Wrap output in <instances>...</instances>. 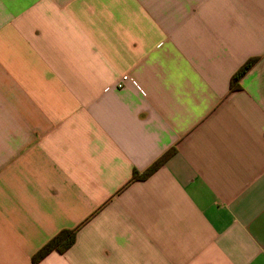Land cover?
I'll list each match as a JSON object with an SVG mask.
<instances>
[{
	"label": "crops",
	"instance_id": "1",
	"mask_svg": "<svg viewBox=\"0 0 264 264\" xmlns=\"http://www.w3.org/2000/svg\"><path fill=\"white\" fill-rule=\"evenodd\" d=\"M75 228L37 264H264V0H0V264Z\"/></svg>",
	"mask_w": 264,
	"mask_h": 264
},
{
	"label": "trees",
	"instance_id": "2",
	"mask_svg": "<svg viewBox=\"0 0 264 264\" xmlns=\"http://www.w3.org/2000/svg\"><path fill=\"white\" fill-rule=\"evenodd\" d=\"M258 59L254 58L245 63L238 72L234 75L231 88L239 89L240 80L251 70V68L257 63ZM176 152L175 149L170 150L166 154H164L159 160L153 163L146 171L143 173H139L138 171L133 172V180H145L153 175L160 167H162L167 160ZM79 228L75 229H65L60 231L57 235H55L41 250H39L33 256V264H37L40 262L45 256L53 251H57L60 254H64L67 252L77 240V233Z\"/></svg>",
	"mask_w": 264,
	"mask_h": 264
},
{
	"label": "built area",
	"instance_id": "3",
	"mask_svg": "<svg viewBox=\"0 0 264 264\" xmlns=\"http://www.w3.org/2000/svg\"><path fill=\"white\" fill-rule=\"evenodd\" d=\"M127 80H129L128 77H127V76H124V77L122 78L121 84H119V87H122V86H123V82H125V81H127Z\"/></svg>",
	"mask_w": 264,
	"mask_h": 264
}]
</instances>
